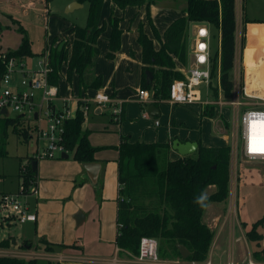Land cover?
Masks as SVG:
<instances>
[{
	"label": "trees",
	"instance_id": "trees-1",
	"mask_svg": "<svg viewBox=\"0 0 264 264\" xmlns=\"http://www.w3.org/2000/svg\"><path fill=\"white\" fill-rule=\"evenodd\" d=\"M51 1V0H48ZM88 3V16L84 27L74 25L70 28L72 44L55 38L45 53L48 55L51 72L48 83L58 87L65 69V80L71 83L77 76L80 89L99 91L103 79L94 72L95 62L99 57L98 40L110 26L109 50L107 60H114L121 47L123 30L121 18L114 12L108 24L102 19L105 0H77ZM161 0H112L119 10L127 7H146L151 22L150 9ZM183 2L181 16L175 19L160 36L153 24L154 37L150 38L139 26L137 43L142 49V88L153 99L155 105L170 99L174 81L184 80V75L177 65L186 66L189 61V29L191 24H207L219 32L220 50L212 57L211 89L218 96L215 85L219 78L222 98L229 101L233 97L231 73L235 65L236 0H171ZM180 4V3H179ZM246 20L245 23H248ZM152 23V22H151ZM22 42L17 50L6 52L5 58L0 50V73L5 59L26 60L35 56L31 42L21 27ZM155 40L160 43L155 48ZM153 78L148 83L146 72ZM217 112L215 105H202L200 118H213ZM121 121V119H120ZM119 121V122H120ZM118 122V123H119ZM20 125V119L0 118V157L6 155L7 134L1 125ZM84 117L78 111L75 118L66 124L64 145L73 153V158L80 164L95 163V154L101 150L91 145L89 133L83 131ZM19 133V134H18ZM18 136L29 140L30 129L22 127ZM175 139H173L174 141ZM198 151L190 156L171 159V145L142 142L131 143L129 137H121L118 146V214L117 237L115 244L129 255L139 254L140 241L143 237L153 238L158 242V254L162 260L181 259L186 262L206 263L209 259L214 240V231L203 221L206 207L197 203L202 194H206V205L223 203L229 198L231 180V147H204L199 142ZM33 161V160H32ZM31 157L25 167L20 165L18 179L24 178L28 190L31 182L36 181L37 171H33ZM25 170V171H24ZM259 175H261L259 173ZM254 173L244 167L238 168L237 184H258L262 179L254 180ZM262 177V175L260 176ZM256 181V182H253ZM260 183V182H259ZM213 188V191H209ZM245 202V200H244ZM239 198L238 209L243 205ZM259 223L246 232L247 240L256 245L252 257L256 263L264 264V236L258 232ZM11 239L1 240L0 249H8ZM44 251L52 253L56 249L75 248L74 245H58L40 239ZM31 247V246H30ZM184 247L189 257L184 259L179 250ZM0 264H62L55 261L23 259L0 256Z\"/></svg>",
	"mask_w": 264,
	"mask_h": 264
},
{
	"label": "crops",
	"instance_id": "crops-1",
	"mask_svg": "<svg viewBox=\"0 0 264 264\" xmlns=\"http://www.w3.org/2000/svg\"><path fill=\"white\" fill-rule=\"evenodd\" d=\"M1 1V4L5 5L6 7V12L11 13L13 17L21 18L24 21V24L28 23L26 21H30L28 19L31 13H34L36 15L33 26L34 28H43L45 35L42 42L37 43L36 45L33 44V47L41 48L42 45L45 44V47L47 49L55 38H57L58 40L67 41L69 45L72 44L73 36L71 35L70 28L74 25H79L76 22L75 18H69L68 16L61 15L58 12V9H52L51 2L53 0ZM161 2L162 1H158L157 4L153 5L151 8L153 9L154 7H160L164 8L165 11H167L160 16L158 15V13H154L155 17L158 15L156 20L158 25L162 26L161 32L164 33L169 25L175 19L181 16L182 6L177 8L178 14H173L172 11L170 12V10H168L171 6L167 2ZM77 3L80 6L74 5ZM242 4L243 0H239L238 4L236 0L235 65L232 71L234 75V78H232L234 86L233 97L234 95L238 94L257 97L264 95V42H262L261 40H252V29L253 27L264 26V22L249 20L248 23H245L247 19L242 15ZM68 5H72V7L67 11V14H70L74 13L78 9L84 8L86 4H81L77 0H68L64 8ZM145 9L146 7H127L125 10H119L118 8H115L113 6L111 0H105L102 11L103 21L108 24L109 16L111 14V11H113L116 17L121 18L120 26L123 30L121 41L124 40L125 42V35L130 33L131 31L130 34H132V45H130L129 49H126L122 54L117 53L114 60H108L109 63L103 62V52L100 45L102 41L108 42V48L106 45H104V51L106 50L107 54L109 50L110 37V26H107V30L97 43V46L99 48V57L97 58L94 67L95 74L101 76L103 79V87L99 91L105 92L107 88H111V93L115 97L120 96V93L123 92L126 88L124 87V83L119 82V79L115 76L118 74L119 77V75H127L128 73L136 74L138 76L139 91L143 90L142 49L137 43V39L139 26L145 19ZM54 15H57V17L52 18V16ZM66 19L68 21H66ZM20 23L21 25L23 24L21 21ZM24 24L22 25V28L26 32V35H28V33L31 31V28ZM194 26L195 24H191L190 26V37L193 35L191 33V28H193L194 33ZM143 30L150 38H153L150 32L151 30L147 28H143ZM211 32H213L212 29ZM29 37L31 39L34 38L32 35H30ZM190 37L189 44L191 45ZM250 37H252V39H250ZM135 42L137 45H135ZM20 44L21 41L18 44V47L20 46ZM210 44L212 48V43ZM159 47L160 43L155 42V48L159 49ZM218 47V50H220V37ZM216 51L217 50L214 51L212 48V54H214ZM32 52L34 55H38L36 54L38 52ZM25 61H27V59ZM105 64L108 67L107 72L103 68ZM191 66H193L192 61H188V64L186 66L178 64L177 68L184 75L187 69ZM62 73L63 77L61 79L65 80V69H63ZM75 77L78 82L77 76ZM78 87L82 94H86L88 92H98L93 90L84 91L80 89L79 83ZM136 95L137 97L136 99H134V102L141 104L138 100L137 92ZM58 96L59 100L56 101V107L61 108L64 99H62L60 95ZM79 98L80 99L77 100H67L68 106L71 107L73 111H77L81 107V105H83L84 100L88 99L87 94L83 97H81L80 95ZM150 98L151 99L149 100V103L145 104L146 109L143 111L142 116H139L137 118L132 117L130 115L128 107H126V103L123 104L121 121L123 119V121L142 120L150 124V127L147 128L141 136L132 135L129 130H126V127L128 126L127 124H123L121 123V121L119 123L114 122L113 119H111L112 117L109 121L113 124L118 123L119 131L112 130L107 134V130H104L106 125H104V123L99 120L103 115V109H101L100 107H96L93 112H90L93 107L91 105L88 116L86 117L87 119L85 118V124H87L88 127L85 129L84 124L83 131H87L89 133V141L92 146L101 148V150H99L95 154V163L101 166L99 174L95 180L91 179L90 175L83 168V165H79L77 162L72 161H54L56 163L54 167L56 173L51 175L46 174V176L43 177L41 176V170L46 167V164H43L41 168V164H39L40 160L37 161L38 194L36 197H31L29 199V204H31V201L33 204L32 206H30L31 211L36 214L37 220L35 223H26L31 225L32 236H27L30 237L28 239L21 238L22 242H19V239H13V237L8 238L11 239L12 243L13 241H15L16 244L14 245L11 243L10 248L0 249V256L17 257L27 260L33 259L34 257H30L32 255V250L36 248L40 239H45L53 244L75 246V248L70 249L58 248L52 253H47L44 251L45 247L39 243L40 245L38 246L43 249H37V253L41 257L48 258L46 261H55L62 264L130 263V257L128 253L119 250L115 244L117 237V200L119 192L117 164L119 152L117 148L120 145L121 137H129L131 143H169L170 145L173 139H178L183 143L200 142L204 147H226L230 146L231 141L230 134L227 131L229 127L224 123H222V127L219 130L221 136H217V138H219V140H217V144L211 142L215 138L212 137L211 139V137H208V134L206 138L203 137L202 129L204 131L203 126L207 123V118H200L202 104L197 106H195L196 104H193L191 106L175 105V107L169 102H163L155 105L153 103L151 94ZM79 101H81V103H79ZM170 104L173 109L171 110V112H168L166 110V107ZM150 106H154L156 108L155 111L151 112L152 115H149ZM196 108L197 113L195 110ZM199 119H201V121ZM157 121L159 122L158 126L156 125ZM198 131L200 132V135L198 134ZM103 134H107V136ZM29 139H32V137H29ZM106 153H115L116 155L107 157L103 155ZM170 156L172 160L180 157L177 152L172 150V148ZM237 173L238 170L236 171V180L234 182V173L231 168L230 192H232L233 188H235L233 185L234 183H236L238 189L237 197H235V188L233 190L234 193L232 192V194H230L229 192V196L231 195L233 201L228 207H221L224 205L223 203H211L217 204L218 206H210V204L207 205L203 215V221L215 233L208 259L212 264H227L229 262H233V264H235L233 253L228 254L227 260L224 261L223 253L220 252L222 246L225 245L226 237H229V246L233 244L234 236L236 238V241L245 242L246 246H248L249 244L253 245V243H250L247 240L246 233L244 234L243 232H247V230L250 229L251 226L239 223L236 216L237 213L238 216L240 214V210L238 209L239 198L243 199V197H241L239 193ZM41 178H43V181H41ZM18 183L20 184V182H17V190H10L8 191V194L17 193L19 188ZM74 183L78 184L74 185ZM210 190L213 191V188H211ZM1 194H5V192ZM99 196H101L102 198L100 199ZM85 224H88L91 228H95V235L97 236V238H104L106 240L104 244L101 243L97 246H94L95 244H97L95 241L91 245H88V248L90 247L91 253L99 258L89 256L87 252H85L86 250L78 245L79 241L83 238L81 237L82 234L78 231L79 229L76 228ZM103 231L109 233L108 237L102 236L104 235ZM33 239L36 240V243H34ZM1 240L7 239H3L0 237V241ZM25 241L33 243L34 246H32V250H30V248L27 246H23V243ZM255 250L256 248H254V250L252 249L251 253L253 254Z\"/></svg>",
	"mask_w": 264,
	"mask_h": 264
},
{
	"label": "rangeland",
	"instance_id": "rangeland-1",
	"mask_svg": "<svg viewBox=\"0 0 264 264\" xmlns=\"http://www.w3.org/2000/svg\"><path fill=\"white\" fill-rule=\"evenodd\" d=\"M67 1L68 0H53L51 2V7L52 9H55V10L58 9V12L61 15L68 16L69 18H75L78 25L84 27L86 24L87 16H88V3H85L86 5L84 8L78 9L74 13L67 14L68 9H70L73 5V4L68 5L67 7L64 8ZM161 1H162L161 3L167 2L171 6L169 7L168 10H170V12L172 11L173 14H178L177 8L183 5V2H177L175 4V2L171 0H161ZM1 2L2 1L0 0V50H2L3 52L15 51L17 50V47L20 41L22 42L23 35L20 32V28L24 24L23 23L24 21L21 18L13 17L11 13L6 12L5 10L6 7L5 5L1 4ZM238 2L239 0H237V4ZM130 8H133V7H130ZM241 8H242V15L247 20L264 22V0H243V4ZM107 12H108V9H107ZM165 12L167 11H165L164 8H160V7H154L153 9L151 8L150 10V16H151V22H152L151 23L149 21V18L147 16L146 9H145V19L142 21L143 28H147L151 30L150 32L153 37H154V33H153L152 24L160 36H162L163 34V32H161L162 26L158 25L156 18L158 17V15L160 16ZM154 13H158V15L155 17ZM35 16L36 15L34 13H31L28 19L30 21H26L29 24L28 23L24 24V25L29 26V28H31V31L27 35V38L31 42V49L34 52H38L36 53L38 55H35L34 58L31 57L27 59L25 63L26 64L25 69L28 71L33 70L37 67V62L42 60L41 58L43 56L41 54L46 49L44 41H43L44 45H42L41 48L33 47V44L36 45L37 43L42 42L43 37L45 35L43 28H40V27L34 28L33 24L35 21ZM56 17L57 15L52 16V18H56ZM20 21L23 23L22 25ZM66 21L68 20L66 19ZM212 31H213L212 32L213 39L211 43H212V48L215 51V50H218L219 48L218 47L219 33L214 30ZM130 33L125 35L126 36L125 42L124 40L121 41V47H120L118 54H122L126 49H129L130 45H132V41H131L132 34ZM191 33L193 34V28H191ZM252 33H253V39L252 37H250V39L254 41L261 40L262 42H264V26L253 27ZM30 35H32L34 38L31 39L29 37ZM155 42H158V40H155ZM104 45H106L108 48V42L102 41L100 45V47H102L101 49L103 52L102 61L105 63H109V61L105 59L106 50L104 51ZM135 45H137L136 42H135ZM188 57H189V61L191 62L192 57L189 55ZM103 68L106 72L108 71V67L106 64L104 65ZM109 70H110V67H109ZM115 77L119 79V82L124 83V87L126 89L120 93V96H117V97H115L111 93L112 92L111 88L110 89L107 88V90L109 91L106 90L105 93L108 96L112 97L113 99H116L117 101L122 102L123 104L126 103V107H128V110L132 117L137 118L139 116H142L143 111L146 109V105L144 104L141 105V104L134 102V99H136L137 97L136 92L137 94H139L138 76L136 74L128 73L127 75H119V77L117 74ZM231 78H234L233 73H231ZM215 85L216 86L219 85L218 79ZM58 90H59L60 97L64 100H68V99L77 100V99H80L79 98L80 95L81 97H83L87 94V97L91 101V104L93 106L90 112H93L94 109L97 107V105L94 104V98H95L96 92H88L86 94L84 93L82 94L81 91L79 90L78 82L75 76L72 78L71 83H68L64 79H61L59 81ZM197 91L199 92V98L196 101L197 103L195 106L200 105V104H205L206 102L215 103L216 101L223 99L222 92L220 89H218L217 97L214 95L211 87H207L206 85H203L202 87L197 89ZM79 103H81V101H79ZM91 104H90V107H91ZM215 106L217 107V112L213 118H207V123L203 126L204 131L202 129L203 137L206 138L208 134V137H211V139L212 137L215 138L211 142H213L214 144H217L218 143L217 140H219L217 136L218 135L221 136V133L219 132V130L222 127V123H224L226 126L229 127L227 131L231 137L230 146L231 148H233L234 141H235V138H234L235 133L236 131L238 132V128L241 125L240 124L241 114H242L241 109L237 112L235 109H233V107L229 105L228 106L215 105ZM172 109L173 107H171V104L166 107V110L168 112H171ZM195 110L197 113V108ZM17 117L18 116L14 113H11L10 115V118L12 119H16ZM110 118H111L110 108L104 107L103 115L100 117L99 120H101L102 123L106 125L104 130H107L106 132L107 134L112 130L119 131L118 123L113 124L112 122L109 121ZM123 120L121 121V123L128 125L126 127V130H129V132L132 135L141 136L145 132V130L150 127L149 123L144 122L142 120H134V121H123ZM199 120L201 121V119ZM25 124L28 125V122H25L22 119H20V125H16V126L10 125L7 127L4 124L1 125V130L5 131L8 137H7V145H6V155L3 157H0V194L3 192H5V194H8V191L10 190L12 191L17 190V186H18L17 182L20 181L18 179L20 165H26L28 163V158L35 155L37 146L38 148L41 149V145L37 143L36 138L33 135L34 134L33 132H32V139H29L28 141H25L22 137L18 136L19 129L22 128ZM84 124H85V120H84ZM87 127L88 125L85 124L84 128L86 129ZM107 134H103V135L107 136ZM198 134L200 135L199 131H198ZM103 155L107 157H112L113 155H116V154L106 153ZM54 161L56 162L57 161L58 162L60 161L77 162L74 160L72 152L68 153L67 159L58 158L54 160H40L39 164H41V168L43 164H46V167L41 170V174H42L41 176L44 177L46 176V174L51 175V174L56 173L54 169L56 163ZM77 163L79 165H82L79 162ZM240 167H244L247 170H251L254 173V176H253L254 180L258 177L261 179L263 178V179L262 181L260 180L259 181L260 183L258 182V184L242 185L239 187V193L241 197H243L244 204L242 205L240 209L239 216H238V213L236 214L237 219L239 223L247 224L248 226H251V228L253 227L255 223H259L258 232L264 236V162L248 161L246 159H242L241 147H239V150L237 151V153L235 151H233L232 153V150H231V168L234 173L233 174L234 182L236 180V171ZM259 173L262 175V177H260L261 175H259ZM254 180L253 182H256ZM41 181H43V178H41ZM77 184L78 183H74V185H77ZM233 186L236 188L235 197H237L238 189H237L236 183H234ZM235 188H233V190ZM233 190L232 192L234 193ZM232 192H230V194H232ZM99 198L101 199L102 197L99 196ZM232 201L233 199L230 195L229 198L225 202H223L224 205L221 207H224V206L228 207ZM32 205L33 204L31 201L30 206ZM210 206H218V205L210 204ZM1 214L2 212L0 208V237L1 238L8 239V238L13 237V239L15 240L19 239L18 241L22 242L21 238L28 239L32 236L31 235L32 229H31L30 224H19V223H14V221H10L13 223L4 225V223L1 221L2 220ZM76 229H79L78 231L82 234L81 237L83 238L82 240L79 241L78 245L81 248H84L86 250L85 252H87L89 256L96 257L94 256L93 253H91L90 247L88 248V245L89 244L91 245L95 241L97 244H95L94 246H97L98 244H101V243L104 244L106 240L104 238H100V239L97 238V236L95 235L96 233L95 228H91L88 224L77 227ZM243 232L244 234L246 233L245 231ZM108 234H109L108 232H104V235L102 236L108 237ZM29 235L30 237H27ZM33 241L34 243H36L35 239H33ZM263 243H264V239H263ZM23 244H24L23 246L29 247L30 250H32L31 248H33L32 246H34L33 243L26 242V241ZM38 245L40 244L38 243L36 248L32 250V255L30 257L38 258L39 260L46 262L48 258L41 257L37 253V249H43ZM262 247L264 246L262 245ZM254 248L257 249L255 244L253 245L249 244L248 246H246L245 242L236 241V238L234 236L233 244L230 246H229V237H226L225 245L222 246L220 252L223 253L224 261L227 260L228 254L233 253L235 264H247L249 258L253 259V257L251 256L252 254L251 251L252 249L254 250ZM96 258H99V257H96ZM257 264H260V263H257Z\"/></svg>",
	"mask_w": 264,
	"mask_h": 264
},
{
	"label": "built area",
	"instance_id": "built-area-1",
	"mask_svg": "<svg viewBox=\"0 0 264 264\" xmlns=\"http://www.w3.org/2000/svg\"><path fill=\"white\" fill-rule=\"evenodd\" d=\"M212 37L211 29L207 24H195L188 52L192 57L193 66L187 69L184 80L174 81L167 102L173 105L191 106L196 104L199 98L197 89L203 85L210 87ZM1 52L5 58L6 52ZM41 59L37 62V67L30 71L25 69V60L5 59L0 73V118H10L11 113H14L17 118L28 122V125L25 124L23 127L30 129V137L33 132L37 143L41 145V149L37 146L31 161L54 160L60 158L63 153L68 154L69 151L64 145L66 124L75 118L78 111H81L85 120L91 104L89 99L84 100L83 105L77 111H73L67 104L69 100H63L62 107L57 108L58 88L48 83L51 69L47 53ZM217 87L221 90L220 84ZM150 99V94L146 90L139 91L138 100L141 104H148ZM94 104L101 109L109 107L113 121H120L123 113L122 102L108 96L104 91H98ZM202 105H229L237 112L241 109V125L235 133L232 153L233 151L237 153L241 147L242 159L264 162V153H252L249 150L253 143L256 147H264V95L255 97L238 94L229 101L221 99L215 103L206 102ZM2 111H6L7 115ZM156 125H159L158 121ZM19 182L17 193L0 194L1 221L4 225L12 224L13 222L10 221L26 224L35 223L37 220L36 214L31 211L29 199L38 194V180L32 181L28 190L25 188L24 178ZM129 256V264H212L209 260L206 263L186 262L181 259L162 260L158 254V242L148 237L141 239L139 254ZM247 264L257 263L249 258Z\"/></svg>",
	"mask_w": 264,
	"mask_h": 264
},
{
	"label": "water",
	"instance_id": "water-1",
	"mask_svg": "<svg viewBox=\"0 0 264 264\" xmlns=\"http://www.w3.org/2000/svg\"><path fill=\"white\" fill-rule=\"evenodd\" d=\"M74 5H78L80 6L78 3L74 4ZM146 76H147V81L148 83H150V81L153 78V75L151 72L147 71L146 72ZM156 108L154 106H150L149 107V115H152V111H155ZM3 114L7 115L6 111H2ZM198 143L196 142H181L178 139H175L174 141H172L171 143V148L173 151L177 152V154L181 157H186V156H190L195 154L198 151ZM62 159H67L68 158V154L67 153H63L61 155ZM32 168L33 171H37V161H32ZM83 168L86 170V172L90 175L92 180H95L99 174V171L101 169V166L98 165L97 163H87V164H83ZM12 244H16L15 241H13ZM179 250L182 254V257L184 259H187L189 257V252L184 248V247H179Z\"/></svg>",
	"mask_w": 264,
	"mask_h": 264
},
{
	"label": "snow or ice",
	"instance_id": "snow-or-ice-1",
	"mask_svg": "<svg viewBox=\"0 0 264 264\" xmlns=\"http://www.w3.org/2000/svg\"><path fill=\"white\" fill-rule=\"evenodd\" d=\"M201 47H203V45H201ZM201 59H203V58H201ZM249 150L252 153H264V147H256L254 143L252 145H250Z\"/></svg>",
	"mask_w": 264,
	"mask_h": 264
},
{
	"label": "clouds",
	"instance_id": "clouds-1",
	"mask_svg": "<svg viewBox=\"0 0 264 264\" xmlns=\"http://www.w3.org/2000/svg\"><path fill=\"white\" fill-rule=\"evenodd\" d=\"M206 200H207V196H206V194H202L199 198H198V200H197V203H199L202 207H206L207 205H206Z\"/></svg>",
	"mask_w": 264,
	"mask_h": 264
}]
</instances>
